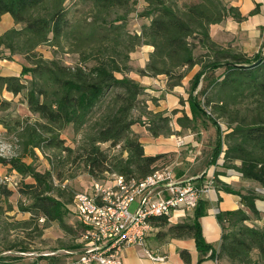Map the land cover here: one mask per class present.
Wrapping results in <instances>:
<instances>
[{
  "label": "trees",
  "instance_id": "1",
  "mask_svg": "<svg viewBox=\"0 0 264 264\" xmlns=\"http://www.w3.org/2000/svg\"><path fill=\"white\" fill-rule=\"evenodd\" d=\"M73 2L75 6L90 4L93 18L88 24L71 23L65 0H0V18L9 14L15 25L21 26L0 35V60H10L13 55L32 59L31 67H23L20 74L31 76L27 84L22 83L20 77L0 76V93L6 91L16 96L25 92L28 111L41 121L30 123L29 117L16 121V127L20 129L16 136L24 152L9 159L0 157V164L9 166L21 177L32 179L26 189H21L30 204L24 206L20 201L17 203L19 211L29 213L30 217L14 221L11 224L13 230H25L34 225V229L41 233V229H37L40 218L44 226L56 222L63 230L66 228L63 218L68 213L66 204L70 199L66 201L63 191L54 187L51 170L41 173L24 161L25 157L37 158L35 149L46 157L52 170L66 165L72 154H76L72 161H79L93 182L116 175L125 181L138 183L164 167H158L159 161L169 162L167 155L145 156L137 136L131 132V126L142 123L141 117L134 119L132 114L141 103L144 89L127 77L130 68L126 61L129 53L142 45L151 46L153 51L145 68L139 72L140 76L163 75L167 78L169 90L179 86L188 70L201 64L200 70L191 79L187 97L191 119L182 115L176 120L177 124L193 132L197 126L204 128L211 124L216 137L209 164L221 158L223 167L237 171L242 179L251 180L264 188V47L251 57L243 53L229 54V50L216 49L218 45L209 36L211 25L227 18L236 22L243 20L236 8L225 5L221 0H198L183 8H179L173 0H144L146 7L140 16L150 18V23L143 27L139 35L129 36L122 33V23L115 24L124 22L133 12V0ZM118 10L122 13L116 14ZM111 13L115 17L109 22ZM63 39L67 40L71 53L80 55L79 64L65 65L56 59L45 60L34 53L38 46L46 44L60 48ZM85 46L88 52L82 51ZM196 48L206 50L202 54L204 57L209 58V51L213 56L202 64L199 57L194 56ZM87 59H93L94 64L82 66ZM218 69H223L221 77L212 83L217 93L214 91L216 94L207 102L212 105V112L217 117L228 120L231 131L226 137V149L222 147L219 126L215 117L211 116L213 113L206 111L196 96L201 80L209 83V73ZM117 74L121 77H116ZM8 106V101H1L0 110ZM176 112L173 110L170 116ZM144 115L147 116L142 117L146 120L143 125L152 137L172 134L169 115L147 111ZM93 116L96 117L90 125ZM2 124L5 129L11 130L8 123L2 121ZM66 126H72L75 131L89 128L82 138L80 149L75 151L64 146L59 134ZM104 143L110 144L109 149L117 148V152L102 150L99 144ZM236 161L240 163L238 167L234 165ZM222 188L227 193L236 194L227 187ZM239 197L243 207L257 218L253 202L259 197L254 193L239 194ZM7 208L11 210L8 203ZM3 212L0 206V216ZM204 214L205 205L199 200L186 224H170L167 217L152 219L150 224L159 227L168 222L167 233L158 234L171 239L191 237L199 255L197 263H201L210 252L208 258L228 264H264V227L247 226L245 223L250 216L245 210L216 214L221 227L217 252L203 239L199 219ZM2 229L3 232L8 230ZM7 236L6 232L1 238L4 245L0 251V264H18L17 257L11 258L5 253L13 250L23 252L22 248L17 249L20 243H9ZM253 251L257 252L256 259L252 257ZM179 255L185 263L188 262L187 252L181 251Z\"/></svg>",
  "mask_w": 264,
  "mask_h": 264
},
{
  "label": "rangeland",
  "instance_id": "2",
  "mask_svg": "<svg viewBox=\"0 0 264 264\" xmlns=\"http://www.w3.org/2000/svg\"><path fill=\"white\" fill-rule=\"evenodd\" d=\"M73 1L74 0H65V7L69 10L68 16L69 19H71L70 21H72L71 23L75 22L83 24L82 22H85L88 24L93 18V11L90 4L75 6V2ZM173 2L179 8H183L184 6L197 3L198 0H173ZM145 7L146 3L144 2V0H133V4L131 5L133 12L125 18L124 22H118L115 25H120L122 23V25H124L122 33H125L126 35H139L143 27L148 26L150 23V18L140 16L141 13L144 11ZM121 13L122 10H118L116 14ZM114 17L115 14L111 13L108 18V21L110 22ZM8 28L9 25L6 19H2V22L0 23V33H4L5 31L9 30ZM209 36L211 40L218 45L216 49H218L219 51L229 50V54L243 53L246 54L248 57H251L256 53L254 51L247 50H245L247 52H243V48L250 46L249 40L245 39L244 36L240 37L236 28H229L227 26V19L217 25H211L209 27ZM66 41L67 40L65 39L62 40L60 48H56L47 44L38 46L34 50V53L38 57H42L45 60L56 59L61 61L65 65L72 66L79 64L80 55L71 53L70 49L68 48L69 45L68 43H66ZM82 51L88 52V48ZM152 51L153 48L151 46L142 45L137 46L131 53H129L126 65L128 68H130V71L127 72V77L134 80L140 76L139 72L145 68L146 64L148 63L149 55L152 53ZM204 53H206V50H201L199 48H196L194 50V56L199 57L198 60L202 64L207 63L209 59L213 56L212 51H209L208 53L209 58L202 56V54ZM31 64L32 59L30 57L13 55L11 56L10 60H0V72L11 76L20 77L21 82L27 84L31 76L29 74H24L23 76H20V74L23 67H31ZM93 64V59H87L86 61H84V64L82 66L85 65L84 67H90ZM200 68V63L192 67L186 72L184 78L180 81L179 86L170 88V90L167 87V78L161 75L162 79H165L164 88L160 90L156 88V85L153 88H149L150 91H153L151 94H149V96L154 98L153 95H158L159 97L165 98L166 94H171L168 92L166 93V91H174V93H172V104L178 108L184 107L185 105H187V97L189 93L191 79L193 75L200 70ZM222 72L223 69H218L215 72H210L209 83L205 79H202L196 89L197 99L200 101L201 106L204 107V109H206V111H208L209 113L212 112V105L209 104V102L207 101H209V99H211L217 93V90L213 89L212 83L215 79L221 77ZM116 77L119 78L121 77V75L117 74ZM158 92L160 94H157ZM145 97L146 96L144 93L140 96V101L143 102V105H141V103L138 104L132 114V117L134 119H138V117H141L142 123H136L133 126L139 128L138 130H140L141 127H144L142 130H140L142 131V133L143 130H146L145 125H143L146 120L142 118L147 116L144 115ZM1 101H8L9 106L5 110H0V157L4 159H9L11 157L23 154L24 152L21 141H19L16 136L20 132V129L16 127V121L21 122V120L25 117H29L30 123L41 121L38 119L37 115L31 114L28 111L25 103V92L12 97L11 94L2 91L0 93V108ZM246 102L249 103L248 101ZM172 111L173 110L168 113L170 118L169 125H171L172 123V117L170 116V113ZM180 112H183V110H181ZM211 116L215 117L214 120L216 121L220 129V141L222 143V147L223 149H226V137L231 131L228 127V120L226 118L217 117L215 113H213ZM95 117L96 116L90 118V125L94 122ZM2 121L10 125V131L4 128ZM133 126H131V128ZM207 127H209V129L213 131L211 134H209V145L212 146L215 144L216 132L211 124H209V126ZM87 132H89V128H84L82 130L75 131L72 126H66L60 132L59 137L64 142L65 147H70L72 150L76 151L77 149H80L82 147V138ZM131 132L135 136H137V138L140 136L139 134H135L132 130ZM99 147L102 150H108L110 144H99ZM109 152L116 153L117 148L109 149ZM35 153L37 158L30 159L25 157L24 161L27 163H31L35 170L38 172L42 173L46 170H51L54 187L63 191L64 199L66 201H68L67 199H70V201H68L66 204V207L68 208V213L63 218V222L66 228L65 230H63L56 222H52L44 226L43 219L40 218L37 223V229L40 228L41 233H38V231L34 229V225H30L25 230H13L11 224L14 221L28 220L30 217L29 213L19 211L17 203L20 201L24 206L30 204L28 196L23 195L21 193V189H26L25 187L32 183V179L30 177H21L19 174L12 171L9 166L0 164V187H2L0 190V206L4 210L3 215L0 216V251H2V246L4 245V243L1 242L2 235H6L7 232L8 242L20 243L18 244L20 246H18L19 248L17 249L19 250L21 247V251L23 252H17L13 250L5 254L11 258L17 257L18 264H69L71 261L74 260L76 256L72 253L80 248L79 243L81 233L80 222L72 206L73 196L76 193L80 192L89 193L93 186V180L84 170L83 166L79 161H72L73 157H76V154H72V159L68 162L69 164L67 163L66 165L61 166L56 170H52L51 166L48 163V160L38 149H35ZM45 153L50 154L49 152ZM168 165L170 166L171 163L163 160L158 162V167ZM210 176H212V174H210ZM108 177L109 176H107V179L103 180V182H106L108 185H110L111 179ZM218 183L219 181L217 182L215 177V179L212 180L211 187L219 185ZM257 188L260 189V186L258 185ZM253 192L254 191L252 190V193ZM257 194L260 195L259 193ZM7 203L11 207L10 211H8ZM134 207V204H132L129 211L133 212L135 209ZM189 219L190 218H186L185 220H183L182 224L188 223ZM169 223L167 222V225L164 226L153 227V229H157L156 231H158V233L166 234L167 228L170 225ZM2 228H6L8 230L6 232H3ZM26 234H28V236H26ZM76 246L77 248H72ZM24 248L25 250H23ZM252 257L256 259L257 252L253 251Z\"/></svg>",
  "mask_w": 264,
  "mask_h": 264
},
{
  "label": "crops",
  "instance_id": "3",
  "mask_svg": "<svg viewBox=\"0 0 264 264\" xmlns=\"http://www.w3.org/2000/svg\"><path fill=\"white\" fill-rule=\"evenodd\" d=\"M221 1L227 6L236 8L241 17H243V20L240 22H236L231 18L228 20L227 18V26L229 28H236L240 37L244 36L245 39L249 40L250 46L243 48V52L254 51L257 53L264 46V0ZM254 10L255 12L252 13ZM4 18L9 25L8 29L21 28L20 25H15L9 14L2 15L0 23ZM0 76L11 75L0 72ZM134 80L144 89L143 93L146 96L144 99L145 111L152 114L161 112L168 115L171 110H178L172 116V123L170 125L172 134L169 136L152 137L147 130H143V133L140 131L144 127H141L140 130L134 126L131 128L135 134L140 135L138 141L142 145L144 155L150 157L167 155V160L174 167V174L178 179H193L196 184H200L206 179L205 176H202L205 172L208 176L213 174L216 177V181H219V185L214 186L213 189L200 198V201L205 205V214L199 219L201 233L205 242L216 252L218 251L221 242V227L216 220V214L219 212L243 209L250 216V220L245 223L247 226L264 227V188L260 187L258 189L257 183L242 179L237 171L223 167V160L221 158L215 160L213 164H209L212 147L209 145V134L213 131L209 127L203 128L197 126V129L193 132L189 129L181 128L177 124L176 120L182 117V115L191 119V112L188 104L179 108L172 104V93L174 91H166V93L171 94H166L165 98L158 95H153L154 98L149 96L153 92L149 88H153L156 85V88L162 90L165 85V79H162L161 76H139ZM157 94L160 93L158 92ZM141 105H143V102H141ZM179 110H183V112ZM234 165L238 167L240 163L236 161ZM223 186L231 189L236 194L225 192L222 188ZM252 190L259 197L253 202L258 213L257 218H254L243 207L239 197V194L247 195L252 193ZM134 206L136 207L135 204ZM193 211L183 218L179 214H175L171 218L170 224L182 223L186 218H191ZM156 230L152 227L142 245L123 248L121 251L122 264H228L225 261L221 262L214 258H208L210 252L206 254L201 263H197L199 255L196 251L194 240L191 237L171 239L168 236L159 235ZM181 251L188 253L189 258L187 263L181 259L179 255ZM153 257H162L163 260L155 261Z\"/></svg>",
  "mask_w": 264,
  "mask_h": 264
},
{
  "label": "built area",
  "instance_id": "4",
  "mask_svg": "<svg viewBox=\"0 0 264 264\" xmlns=\"http://www.w3.org/2000/svg\"><path fill=\"white\" fill-rule=\"evenodd\" d=\"M202 176L206 179L200 184L178 179L168 165L138 183L110 175V185L97 181L89 193H76L72 203L82 230L80 248L69 264H122V249L142 245L152 219L167 217L170 222L175 214L183 218L196 208L215 179L205 172ZM132 204L136 207L130 212Z\"/></svg>",
  "mask_w": 264,
  "mask_h": 264
}]
</instances>
